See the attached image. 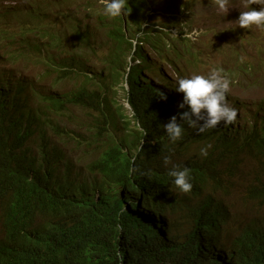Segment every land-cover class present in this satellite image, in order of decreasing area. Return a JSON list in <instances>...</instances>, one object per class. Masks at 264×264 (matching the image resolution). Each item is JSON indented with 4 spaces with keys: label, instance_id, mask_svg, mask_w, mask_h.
Wrapping results in <instances>:
<instances>
[{
    "label": "trees",
    "instance_id": "trees-1",
    "mask_svg": "<svg viewBox=\"0 0 264 264\" xmlns=\"http://www.w3.org/2000/svg\"><path fill=\"white\" fill-rule=\"evenodd\" d=\"M176 1L165 0L161 10L173 12ZM11 2L0 5V48L32 47L43 88L31 103L16 77L6 79L12 70L2 81L0 264H264V99L248 117H238V127L226 128L221 141L212 135L206 157L194 151L165 166L164 145L144 144L158 135L142 126H152L154 109L167 104L155 103L148 78L144 84L137 78L140 69L128 72L129 90L122 84L127 58L141 49L171 66L183 61L223 68L229 79L248 77L256 65L242 71L232 47L234 63L223 67L222 54H210L203 41V57L188 37L179 46L178 37L162 30L174 25L158 23L146 0H128L117 18L99 10L96 0ZM258 53L257 67L264 72V39ZM219 58L216 66L208 62ZM228 135L234 138L225 141ZM173 164L189 169L190 193L168 188ZM149 175L165 195L142 196ZM125 202L176 217L177 238L142 228L130 208L123 209ZM227 206L231 215L222 211ZM199 235L231 240L237 258L206 252L195 240Z\"/></svg>",
    "mask_w": 264,
    "mask_h": 264
},
{
    "label": "clouds",
    "instance_id": "clouds-1",
    "mask_svg": "<svg viewBox=\"0 0 264 264\" xmlns=\"http://www.w3.org/2000/svg\"><path fill=\"white\" fill-rule=\"evenodd\" d=\"M164 1L162 0L161 4ZM207 1L209 3L214 1L216 6L224 12L228 10L229 0ZM127 2L128 0H104V12L110 18L120 17L126 11L125 4ZM245 7L248 11L241 12L238 18V26L243 29H250L252 26L264 29V0H246ZM174 28H163L162 30L169 32L172 37L192 38L198 35V33L190 30L191 27L186 30L185 28L174 30ZM35 62L36 54L33 48L26 44L13 43L12 47L0 48L1 92L7 91V88H2V81L5 79L6 72L12 70V75L6 79L16 77L22 86L30 91L31 95L28 100L31 103L34 102L43 88V84H40L37 78L39 69ZM206 67L208 66L205 64L199 66L184 65L183 61H177V65L171 66L169 61L146 49H141L135 55L131 53L127 58L125 85L122 80L125 89L129 90V73L133 69H140L137 78L143 84V78H148L147 82L151 85L150 89L155 97V103L167 104L168 106L161 110L154 109L155 118L152 117L151 119L155 123L152 126H142L143 130L148 127V130L150 129L158 135L157 138L147 139L144 144L149 142L151 145H156L160 141L164 145L165 150L162 154L165 156L163 158L165 166L171 164L173 159L188 156L194 151L200 150V155L206 157L212 144V135L218 136L221 141L226 128L231 129L239 126V108L242 106L232 95L230 79L223 68L213 67L211 69L208 67L211 71L207 73ZM123 102L128 107L127 110L131 112L127 97L124 98ZM195 137L198 139L197 143L192 142ZM233 138L232 135H228L225 137V141H231ZM143 146L140 145L141 149ZM168 175L169 189L175 185L177 192L187 194L192 191V177L187 167L180 168V166L173 164ZM141 193L143 197L154 194L162 197L167 193V190L164 189L159 192L155 181L149 175L143 181ZM127 208H130L132 211L130 216L134 220L137 219L142 228L149 230L158 237L166 240L173 237L177 238L181 231L179 222L174 216L163 215L147 207L132 209V205L125 202L123 209ZM222 211L229 215L232 214L228 206L222 208ZM195 240L208 253L216 254L226 260L237 258V250L229 239L199 235ZM222 242H229L228 249L216 247L217 243Z\"/></svg>",
    "mask_w": 264,
    "mask_h": 264
},
{
    "label": "rangeland",
    "instance_id": "rangeland-1",
    "mask_svg": "<svg viewBox=\"0 0 264 264\" xmlns=\"http://www.w3.org/2000/svg\"><path fill=\"white\" fill-rule=\"evenodd\" d=\"M13 1V0H11ZM11 1H0L1 6H8L12 4ZM162 0H146V3L156 9V21L173 24L174 30L178 28L191 27V31L198 33V35L189 38L192 41V45L195 46L194 53L198 54L200 57H203L204 48L200 46V42L203 41L206 43V51H210V54H213L212 51H219L224 60L223 67H229L230 65L227 62L234 63L229 59V48H235V51L239 53L242 61L238 64L239 68L242 71H245L249 66L256 65L254 69L252 68L248 77L245 75L235 76L234 79H230L232 90V95L236 98L237 102L242 106L239 108V115L248 117V110L254 109V103L259 99H264V72L261 67H257V62L259 60L258 46H260L264 37V29H258L255 26H252L250 29H243L238 26V18L241 12L248 11L245 7L246 0H229L228 10L224 12L220 10L214 1L209 3L207 0H177L175 3L178 4V7L173 6L174 11L169 12L168 10H161ZM96 7L99 10H104V0H96ZM56 11H54L55 16ZM84 11L78 10L76 12L77 17H82ZM165 15H170L168 20H164ZM12 15V14H9ZM173 15L176 18H173ZM9 31L12 28L7 27ZM203 37L197 40L198 37ZM175 37V36H174ZM183 36H178L176 43L179 46H183L185 41L182 38ZM243 38V43L241 39ZM202 49H200V48ZM244 48V49H243ZM209 54V55H210ZM207 59V58H206ZM221 58L216 60H208L212 65L215 62L220 61ZM219 63V62H218ZM216 63V64H218ZM214 64L213 66H216ZM193 71L192 69H188ZM210 68L206 67V72L209 73ZM242 77L245 79L243 80ZM124 85L126 84L123 80ZM119 99L121 97V90H118ZM124 103V102H123ZM124 106L126 104L124 103ZM126 108H128L126 106ZM247 110V111H246ZM64 123L66 121L61 120ZM62 133H65L64 128L59 124ZM72 143V142H71ZM73 144V143H72ZM74 145V144H73ZM71 152L68 154L70 159L75 162L78 161V154ZM91 156L84 155L83 160L85 162L89 161ZM229 242L217 243L216 247L228 249Z\"/></svg>",
    "mask_w": 264,
    "mask_h": 264
}]
</instances>
